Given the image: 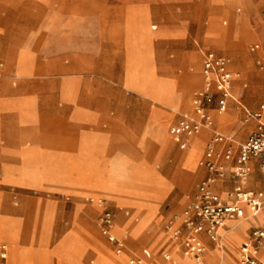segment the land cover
Masks as SVG:
<instances>
[{"label": "rangeland", "instance_id": "rangeland-1", "mask_svg": "<svg viewBox=\"0 0 264 264\" xmlns=\"http://www.w3.org/2000/svg\"><path fill=\"white\" fill-rule=\"evenodd\" d=\"M71 5L83 8L84 17H87L86 28L94 25L95 29L99 22L100 53L107 58L101 63V91L105 92L110 86L121 91L114 97L131 107L125 111L129 115L121 124L132 126L136 123L133 117L141 114L142 127L139 130L132 127V136L117 132L115 138L110 137V140L116 139L115 145L106 144L103 150L91 149L90 141L85 138L83 148H79V144L73 158L57 154L40 159L34 156L37 151L33 146L25 148L21 153L22 163L4 169L5 180L0 168V245L3 242L8 244V264H13V243L16 242L24 244L21 264L24 260L33 264H130V260L138 256L143 258V262L134 264H168L170 261L164 258L163 252L168 250L167 240L172 229L167 227V223L179 216L195 198L196 185L205 174L199 161L206 142L214 134L211 131L203 140L193 141L190 148L180 146L177 140H173L171 145L170 127L182 120V113H194L196 100L193 105L192 96L195 97L201 86L187 87L183 93L190 98L187 105L182 98L177 100L176 91L180 89V81L185 74L190 75L198 66L201 69L205 49L225 53L229 57L233 77L237 79L232 81L236 100L226 111L211 110L219 124L216 129L233 135V129L240 124L242 132L249 128L248 124H243L247 110L255 111L264 99V73L257 64V60L264 56V0H233L229 3L225 0H0V18L34 23L35 19L41 20L51 10ZM212 24L225 38L237 41L239 48H233L236 57L217 47L214 38L206 35ZM7 32L6 40L0 34V83L15 88L22 79L15 74L1 73L6 66V50L11 46V37L19 33L26 39L39 30L4 31ZM252 42L260 44L258 50H250ZM242 52L247 53L246 60H243ZM141 54L146 57L147 64L140 58ZM13 66L24 67L19 60ZM43 74L37 73L39 76L29 83L41 85L42 80L48 78H43ZM80 75L81 85L92 84V73ZM49 79L58 81L59 77L51 76ZM24 82L27 84L28 79ZM143 101L147 102V109L141 108ZM218 115H227L229 120H218ZM110 126L107 121L101 124L102 129ZM92 127L78 125L75 127L77 131L71 133L72 126L57 124L53 126V140L63 137L81 140L85 134L96 139L97 134L89 132L93 131ZM62 130L67 132L62 133ZM207 133L205 130V135ZM6 136V132L0 136V143L5 148L8 145ZM29 143L30 140L26 142ZM73 144L59 140L53 145L58 146L55 147L57 149L74 150ZM191 159L194 166H188ZM19 161L7 152L0 156V164ZM259 167L256 164L258 174ZM120 179L133 180L130 190L121 191L140 198L139 202L116 190L104 189L106 181L118 187ZM101 199L114 210L123 206L131 212L130 216L122 210L115 214L116 235L126 241L120 253L115 251L114 244L98 225ZM149 208L153 211L146 223ZM244 209L242 218L227 222L228 225L220 230L222 237L216 249H226L234 255L238 253V234L242 241L247 238L241 225L247 220L250 210L247 206ZM257 214L264 220V207ZM135 217L138 219L134 220ZM26 219L32 222L30 233L24 227ZM42 219L40 227L39 220ZM134 225L139 229L134 230ZM233 228L237 233L230 237L235 231ZM249 230L247 228V233ZM157 239L159 242L155 244ZM145 248L151 252L149 258L142 254ZM211 251L206 246L201 264L211 263ZM42 253L44 263L40 260ZM173 257L184 264L180 256ZM113 258L118 262L115 263Z\"/></svg>", "mask_w": 264, "mask_h": 264}, {"label": "crops", "instance_id": "crops-1", "mask_svg": "<svg viewBox=\"0 0 264 264\" xmlns=\"http://www.w3.org/2000/svg\"><path fill=\"white\" fill-rule=\"evenodd\" d=\"M225 1L226 3H229L233 0ZM86 18L87 17H84L83 8L78 5L65 6L60 7V9L51 10L41 20H39L40 18H38L37 21L35 19L34 23L31 21L26 23H22L19 21L10 22L5 20L3 17L0 18V34L3 40L8 39L9 35V32L4 33V31H20L25 29L39 30L37 34L33 36L30 35L26 39L24 37H21L19 33H15V35L11 37V42L9 43L11 46L8 47L6 50V66L1 73L15 74L16 76L22 79V82L19 86L15 88H11L5 83H0V136H4V132H6L8 136H6L8 141L7 148H5L0 143V156L4 155V152H7L10 155L20 159L18 163L2 162L0 164L3 179L4 169L7 166H9L8 168H11L14 166H18L22 163L21 153L22 150L25 148L33 146V148L37 151L36 155L34 156L40 159H46V157H51L53 155L56 156L57 154L59 155V157L73 158L77 155L76 151L78 145H81L79 148H83L82 146L84 144L85 138L90 141L91 149L94 147L97 150H103L106 144L115 145V143L117 142L116 139L110 140V137L115 138L117 132H120L122 135L125 136H132V127H134L135 130H139L142 127L141 114H137V116L133 117L134 121H136L134 125L126 126L124 124H121V122L124 121L129 115L125 111L131 109L130 105H127L121 100H116V98L114 97V94H121V91H117L113 86H110L105 92L101 91V87L99 86V76L101 70H103V68L101 69V63L105 62L107 58L105 56L103 57L100 53L99 22L96 23L95 29L94 25H92V28L89 29L85 27ZM91 19L93 20L94 17H91ZM57 21L59 23V28H57ZM208 31L209 32L206 35L208 37L214 38V40L216 41L215 45L217 47L226 51L233 57H236L237 54L235 53L233 48H239V45L237 41L234 40V38H225L222 32L217 29L215 24L210 25L208 27ZM255 43L258 42H252L250 44L249 48L251 51H256L259 49V43L258 48H253V45ZM209 50H213L217 53L226 55L225 53L219 52L212 48L205 49L203 51L200 63L201 72L203 67L204 56ZM242 55L243 58H245L247 53L242 52ZM226 56L228 57V55ZM141 57L147 64L146 57H144L143 54L140 55V58ZM262 58H264V56L257 60V64ZM7 60L9 63L8 65ZM17 60H19L20 65L24 67H20V69L15 68L13 65ZM150 70L151 73H153V69L150 68ZM37 73H44L43 76L45 77L43 78L57 76L59 77V79L58 81L52 79L48 80V78L43 79V83L39 86L29 83V81H31L33 78L39 76L37 75ZM80 73H92V84L81 85ZM26 78L28 79L27 84L24 82ZM233 80L237 79L233 77ZM262 84L264 85V78L262 80ZM125 87L127 86L125 85ZM192 99V104L194 105L195 97L192 96ZM233 100L236 99L233 95L232 89V96L227 101L225 111ZM262 102H264V99L259 103L257 109L260 107ZM177 103L179 105H183L180 102ZM238 103L241 104L239 101ZM147 105V102L143 101L141 104V108L147 109ZM216 105L217 103L215 101L212 104V110H214ZM248 111L249 110H247V112ZM185 114L195 115V107L194 113H182V119ZM226 119L229 120L227 115ZM105 121L109 122L111 126L107 129H102L101 124ZM214 122L216 128V126L219 124H217V122L215 121V117ZM256 122L257 121L253 118L248 121H245L243 124H248L249 128L244 132L240 131L242 128V124L238 125L236 128L233 129V137L235 139V150H237L239 143L247 139L248 135L255 128ZM57 124L63 126H72L73 128L71 129V133L77 131L75 127H77L78 125H83L84 127L88 128L93 126V131L89 132L91 135L92 133L97 134V138L95 139L94 137H91L88 134H85V136L81 140L73 137H63L59 140H67V144L70 145L71 143H75V145H73L74 150L63 149L60 147L59 149H57L55 147L58 146L53 145L59 141L53 140V126ZM176 124H173L172 126ZM204 129L208 132L205 136H199L197 135L198 133L193 136L175 135L170 132V135L172 137L171 145L173 143V140H177L180 143V146L184 148H187L189 146L190 148L193 141L197 139L203 140L209 134V132H211V130L209 129ZM63 132L67 131L62 130V133ZM236 137H238V140L236 139ZM28 140H30V143L26 144ZM184 141H186L187 143L185 146L183 145ZM171 145L168 148H170ZM168 148H164L163 150H166ZM52 149L59 150V152H55L56 150L53 151ZM48 151L50 152L48 153ZM203 156L204 152L202 157ZM184 158L185 156L183 157V162ZM194 163V160L192 161L191 159L188 166H194ZM227 164L229 166V170L232 171L234 167V159L227 161ZM256 164H259L258 160L252 159V173L246 186L251 188L264 189V174L262 173L261 169L259 171V174L256 173ZM202 167L205 170V174L203 176L205 177L208 174V171L204 166ZM257 180H260L261 182L258 184ZM198 183L196 187L198 186ZM229 183L231 187L228 186ZM237 187H239V183L235 178L232 177L231 174H229L228 177L222 179L221 181H218L215 184V190L222 196H225L227 191L236 189ZM244 206L249 207L246 204L243 205V208ZM152 209L153 208H149L148 210L149 216L146 220V223L152 216ZM117 210H122L127 216L131 215L130 210L123 206H120ZM117 210H114L115 214ZM250 216L252 218L245 220L241 225L242 231L247 235V238L244 241L248 239L253 227L258 225H264V220L260 216H258V214L253 215L250 211ZM137 219V217L134 218V220ZM247 228L250 229L248 233ZM133 229L138 230L139 228L137 227V225H134ZM221 237L222 234H220L218 241H212L208 237L204 236V242L206 246H209L212 249L209 255V257L212 258L210 264H235L239 256L238 253L240 245L244 241L241 240V236L238 234L237 237L239 238V240L236 246V250L238 253L234 255L226 249L215 248L220 246ZM174 241L175 240H173L169 236L167 240L168 250H164L163 252L164 258L170 261L171 264H180V262L176 258H174L173 254L170 252V247L173 246ZM158 242L159 239H157L155 244H158ZM176 243L177 250L180 253L184 254L185 260H189L186 256L188 254L185 252L184 246L179 241H177ZM149 252V249L145 248L143 249L142 254L144 255V257L149 258L151 256V252ZM9 253L10 249L8 247L7 264L9 262ZM165 253H169L170 257L167 258L165 256ZM43 256L44 253H42L40 260H42V262L44 263L45 257ZM136 258L141 257L138 256ZM25 264L33 263L27 261V263Z\"/></svg>", "mask_w": 264, "mask_h": 264}, {"label": "built area", "instance_id": "built-area-1", "mask_svg": "<svg viewBox=\"0 0 264 264\" xmlns=\"http://www.w3.org/2000/svg\"><path fill=\"white\" fill-rule=\"evenodd\" d=\"M255 43L253 48H258ZM229 58L216 51L209 50L203 59V86L195 93V115L185 114L183 119L170 128L175 135L193 136L206 128L214 131L207 141L204 156L199 163L208 174L197 186L195 198L183 209L179 216L170 220L167 227L172 229L170 237L179 241L185 252L198 259L206 251L204 236L218 241L220 228L226 220L244 215L243 205L249 206L256 215L264 206V189L247 187L252 173V159H257L264 174V102L255 111H248L245 121L255 119L256 126L247 139L238 144L235 150L233 135L223 133L215 128L211 113L212 104L223 112L227 101L232 96L233 74L229 67ZM259 67L264 73V58L259 60ZM186 141L183 142L185 146ZM221 145V146H220ZM234 159V167L229 170L227 161ZM232 175L239 187L227 191L222 196L215 190V184ZM102 212L98 217L101 232L114 244L117 253L125 247L124 237L114 232L115 212L104 200L99 201ZM167 258L169 253H165ZM8 245L0 247V264H7ZM141 258H132L131 263H140ZM178 264V263H176ZM235 264H264V225L252 228L250 235L239 248V256Z\"/></svg>", "mask_w": 264, "mask_h": 264}, {"label": "bare ground", "instance_id": "bare-ground-1", "mask_svg": "<svg viewBox=\"0 0 264 264\" xmlns=\"http://www.w3.org/2000/svg\"><path fill=\"white\" fill-rule=\"evenodd\" d=\"M226 2V1H225ZM247 59V57H245V58H243V60H246ZM235 76H236V73H235ZM201 86L202 87V85H203V74H202V72H201V69L199 68V66L197 67V69L193 72V73H191L190 75H186L185 74V76H183V78L181 79V81H180V89L178 90V91H176V93H177V100H178V98H182L183 99V101H184V104L185 105H187L189 102H190V98L189 97H186V96H183V93L185 92V90L187 89V87H189V86H192V87H197V86ZM217 118H218V120H221L222 121V119L224 120V119H226V117L224 116V115H218L217 116ZM204 132H199L197 135H199L200 133H201V136L202 135H205V130H203ZM74 145V144H73ZM123 150V149H122ZM136 175V174H135ZM254 180V179H253ZM133 180H128V179H120V181L118 182V184L116 185V186H118V187H115V185H114V183H112V182H109V181H106V186L104 187V189H108V190H112V191H114V190H116V191H118V192H121V193H124V195H127V196H129L130 198H133V199H135L136 201H138V199H140V198H138V197H136L135 195H132L131 193H129V192H122L121 190H130L131 189V187H133L132 186V182ZM261 181L260 180H257V183L259 184ZM117 183V182H116ZM86 186H90V185H86ZM94 186V185H93ZM95 188H99V187H97V186H94ZM104 196V195H103ZM100 198V197H99ZM140 201V200H139ZM138 201V202H139ZM245 205V204H244ZM250 210V209H249ZM251 211V210H250ZM250 211H249V214H248V216H247V218L246 219H251L252 217L250 216ZM243 217V216H242ZM242 217H237V218H231V219H228V220H226L225 221V223L223 224V226L220 228V230L227 224V222H229V221H231V220H237V219H240V218H242ZM44 219H42V220H39V222H40V227L42 226V221H43ZM243 221V220H242ZM36 222V221H35ZM38 222V223H39ZM31 220L29 219H26V223H25V225H24V227H25V229H26V231H28L29 233L31 232ZM38 223H36V225H38ZM231 223V222H230ZM237 223V222H236ZM231 224H234V223H231ZM228 225V224H227ZM238 226V225H237ZM35 228V227H34ZM234 230H235V228H233ZM237 233V230H235L233 233H231L230 234V237L231 236H234L235 234ZM177 240H175L174 241V244H173V248L170 250V252L173 254V256H176V255H178V256H180V258L182 259V261H183V263L184 264H201V262H202V260H203V256H201L200 258H198V259H196V258H194V257H192V256H189V255H186L187 257H188V259L189 260H185L184 259V254H180L179 252H177L178 250H177ZM13 258H14V260H13V264H21L20 262H21V251H22V246H24V244H22L21 242H16V243H13ZM208 247V246H207ZM228 247H230L229 245H228ZM24 249V248H23ZM204 255V254H203ZM238 255H239V253H238ZM115 263H117L118 262V259L117 258H113L112 259ZM210 260H212V258L210 259ZM142 262H143V258H142ZM22 263L23 264H25V263H27V260H26V262H25V260L24 261H22ZM182 263V262H181ZM148 264V263H147ZM168 264H170V262L168 263Z\"/></svg>", "mask_w": 264, "mask_h": 264}]
</instances>
